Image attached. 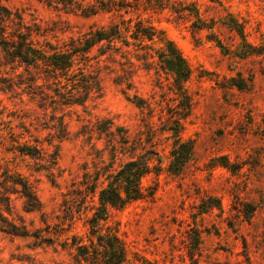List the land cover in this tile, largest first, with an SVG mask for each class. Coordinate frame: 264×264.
I'll list each match as a JSON object with an SVG mask.
<instances>
[{"label":"rangeland","instance_id":"rangeland-1","mask_svg":"<svg viewBox=\"0 0 264 264\" xmlns=\"http://www.w3.org/2000/svg\"><path fill=\"white\" fill-rule=\"evenodd\" d=\"M3 2L53 41L118 18L40 0ZM166 5L157 10L146 4L141 17L164 31L191 66L186 112L172 74L135 50L116 58L100 56L97 48L90 52L102 93L85 106L55 104L47 82H33L32 72L6 65L0 51V179L8 169L22 174L42 205L26 211L24 198L12 195L11 218L39 230L42 239L0 231V264H89L72 238L90 244L88 218L99 188L125 161L146 152L160 172L143 179V198L111 207L105 225L123 240L125 264H264V0ZM135 95L146 101L143 106ZM177 121L179 135L194 150L183 170L172 173L170 128L177 131ZM23 144L40 152L24 154Z\"/></svg>","mask_w":264,"mask_h":264},{"label":"trees","instance_id":"trees-1","mask_svg":"<svg viewBox=\"0 0 264 264\" xmlns=\"http://www.w3.org/2000/svg\"><path fill=\"white\" fill-rule=\"evenodd\" d=\"M40 1L49 6L85 15L108 12L118 17L106 26L92 27L79 35L53 41L48 37V31L37 23H28L20 11L13 10L0 0V51L4 63L32 72L33 82L39 79L47 82L52 92V95H49L52 102L63 106H85L92 96L102 93L101 78L91 62L90 52L93 49L97 48L100 56L107 58H116L120 54L135 50L138 58L140 56L146 61L149 58H157L160 67L172 74L173 84L181 95L180 101L182 104L185 102L181 112L188 111L190 103L185 84L191 77V66L176 43L169 39L164 31L151 23L146 24L141 17L142 6L147 10L146 4L152 5L158 10L167 6L166 0ZM127 14L132 16L127 17ZM133 14H137L135 22ZM197 17L202 22L198 10ZM202 24L201 27L205 26L204 21ZM232 24L243 38V44L252 50L254 47L247 43L240 24L235 20ZM216 40L223 46L219 39ZM155 44L159 46L156 47ZM251 50H244L245 55L250 54ZM131 76L130 73L127 80ZM115 81L120 82L119 79ZM234 85L242 88L240 84ZM134 98L138 106H143L146 102L137 95ZM177 124V131L176 127L170 128L173 144L168 170L172 173H180L183 170L194 150L193 143L184 141L179 135L182 123L177 121ZM118 130L122 128L118 127ZM19 150L32 157L40 152V148L25 144ZM160 170V163H155L153 154L146 152L125 161L118 170L107 176V183L99 188L97 204L88 218L90 244L78 241L76 236L72 238L78 256L83 257L89 264L126 263L127 251L123 240L112 229L105 230L110 208L119 209L143 198L147 194L143 179L151 173L158 174ZM97 187L95 183L92 192H95ZM16 193L24 198L26 211L41 210V201L31 182L20 173L5 170L0 179V231L42 239L39 230L31 231L23 221L20 223L11 218L12 195Z\"/></svg>","mask_w":264,"mask_h":264}]
</instances>
